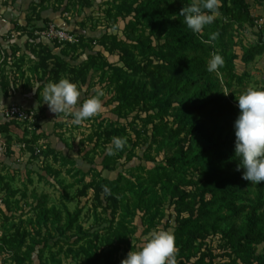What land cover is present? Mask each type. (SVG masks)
<instances>
[{
  "label": "trees",
  "instance_id": "1",
  "mask_svg": "<svg viewBox=\"0 0 264 264\" xmlns=\"http://www.w3.org/2000/svg\"><path fill=\"white\" fill-rule=\"evenodd\" d=\"M252 1L264 6V0ZM192 2L113 1L115 22L129 19L125 24L126 40L106 33L101 43L109 47L110 54L117 52L120 56L117 65H109V83L116 85V111L127 114L119 118L128 123H118L111 140L126 138L128 128H136L139 121L151 123L155 129L153 143L168 145L174 154L152 169L138 168L143 175L136 181L123 175L110 180L98 174L91 186L105 189L116 201L120 200L119 205L114 202V214L121 217L115 228L120 245L130 244L129 226H134L138 214L148 220L149 232L168 217L167 208H172L176 215V227L171 232L175 237L176 264H264V182L251 184L241 178L243 170L237 171L234 129L240 111L236 96L248 90L250 83L248 74L238 73L237 62L241 60L248 66L264 57V31L257 29L258 16L253 15L248 0H220V14L214 22L202 33L193 34L179 15ZM35 20H40V13L31 19ZM35 26L31 24L29 32ZM249 33L256 36L255 41L249 39ZM213 34H217L214 40ZM214 53L221 55L224 63L218 73H209L207 62ZM97 58L90 56L79 72L95 68ZM79 82L84 84L86 75L82 74ZM257 89L264 90V82ZM168 118L178 128L169 134L167 143ZM42 136L49 138L36 135L27 141L30 147ZM123 150L115 154L121 157ZM47 154L58 162L59 153L50 145ZM116 163L117 158L107 155L103 168L112 171ZM197 176L201 183L191 194L185 188L196 184ZM47 203V197L37 198L38 233L18 229L2 237V264H35L36 259L41 264L44 250L50 247L49 238H53L49 236L50 228L60 236L56 246L73 230L82 235L68 244L77 245L83 238L92 237L85 235L78 224L81 210L71 213L65 208L62 212ZM5 205L10 208V201L6 200ZM0 212L5 214L3 209ZM215 233L222 236L221 260L206 243ZM98 240L95 237L87 247L80 248L75 255L77 260L82 259L77 264H121L114 260L115 252L106 253ZM67 252L73 254L72 249ZM51 257L54 263L61 264L55 261L56 255Z\"/></svg>",
  "mask_w": 264,
  "mask_h": 264
},
{
  "label": "rangeland",
  "instance_id": "2",
  "mask_svg": "<svg viewBox=\"0 0 264 264\" xmlns=\"http://www.w3.org/2000/svg\"><path fill=\"white\" fill-rule=\"evenodd\" d=\"M114 0H42L40 4H33L31 7L33 17L42 13L45 2L48 7L63 10V15L68 13L72 19L81 17L85 13L84 23L88 25V29L94 32L93 35L84 36L73 31L64 30L54 23H46L41 27L32 29L28 36L30 37V48H44V43H50L41 39L37 33L45 30L49 25H53L76 37V42L72 44H57L62 51V59L58 63L57 75L60 79L69 78L70 82L75 83L78 88L83 85L88 89L89 94L93 90L94 95L102 93L100 99L103 103V110L83 123L77 125L72 122L71 117L61 116V123L57 124L58 135L63 142V146L59 153L58 162H55L53 156L47 154L49 143L47 138L42 137L40 141L33 147L27 148L30 153L29 162L22 164L11 172V169L0 168V209L5 210V214L0 212V245L4 235H13L18 229L33 231L38 233L36 224L38 211L35 209L37 198L47 197V206L55 207L62 212L67 208L71 213L81 210L82 214L78 224L82 227L85 235L92 237L83 238L77 245L74 243L77 237H81L78 231L69 232L62 242L56 246L59 234L53 229H49L50 247L44 250V258L42 263L56 264L52 261V255H56L55 261H61V264H77L76 253L82 246L87 247L88 243L99 237L98 243L100 247H105V252L114 251V260L121 263L127 258L131 251H139L150 234L154 231L165 230L173 232L176 227V215L172 208H167L168 217L165 220L157 222L156 226L149 230L147 219L143 218L140 213L135 218L134 226H129L130 236L129 245H120L118 236H116L115 228L121 217L114 214V202L120 204V200L110 194L109 191L101 189L98 186H91V182L97 178L98 174H102L104 178L115 180L123 175L133 181L137 177L143 175L138 168L152 169L164 163L166 157H172L174 151L168 145H158L153 143L154 125L139 121L136 128H128L129 134L125 138V150L120 157L114 154L113 158H117V163L112 171L104 170L103 161L107 156L106 150L111 144V134L113 129L119 128L118 123L127 124L128 122L119 118L121 114L116 111L118 103H116L117 94L115 92L116 85L109 83L112 70L109 65H117L120 56L117 52L110 54L109 47L102 45L101 39L106 34L117 35L121 40H126L125 24L128 20H119L115 22L114 16L117 14L113 4ZM251 4V11L254 16L264 15V6L248 0ZM111 15V16H110ZM36 27V26H35ZM32 28V27H31ZM251 41L256 40V36L249 33ZM20 49H15L18 53ZM86 51L89 54H86ZM238 53L242 55V51L238 49ZM86 54V55H85ZM5 51H0V65L5 61ZM90 56L98 57V63L95 68L90 71H83L82 66ZM71 60L70 64L64 60ZM39 61L44 62L52 58L46 52H40ZM16 61H20V57L16 56ZM82 61V62H81ZM81 62V63H79ZM74 63V64H73ZM120 66H122L120 64ZM237 69L240 75L246 73L249 75V88L257 89L264 82V57H258L252 64L246 66L241 60L237 62ZM86 75V82L80 81L81 75ZM89 82V83H88ZM88 83V86H87ZM86 98L85 100H87ZM85 100H82V104ZM131 119V117L129 118ZM166 142L168 143L169 134L173 133L177 128V124L173 119H167ZM130 122V121H129ZM157 123V122H156ZM130 141V142H128ZM120 158V159H119ZM129 158H132L130 162ZM196 184L185 188L187 192L195 194L201 179L199 176L195 178ZM11 193H15L14 197H10ZM11 203L10 208H6L5 201ZM42 238L45 236V230L42 232ZM209 248L215 251L218 259H223V242L220 233L211 235L206 241ZM63 247V252H59ZM72 249L73 254L67 252ZM114 249H118L115 251ZM263 252V247H260ZM69 257H68V256ZM4 255L0 252V264L3 262ZM39 261L36 259V263Z\"/></svg>",
  "mask_w": 264,
  "mask_h": 264
},
{
  "label": "crops",
  "instance_id": "3",
  "mask_svg": "<svg viewBox=\"0 0 264 264\" xmlns=\"http://www.w3.org/2000/svg\"><path fill=\"white\" fill-rule=\"evenodd\" d=\"M39 3L41 4L42 0H0V51L6 53L5 61L0 65L2 104L5 107L17 105L33 113V118L29 122H7L3 125L0 168H9L11 172L29 162L30 153L27 148L30 144L27 141L33 140L34 136L47 135L48 143L54 150L60 151L63 146L57 131V124L61 123V117L57 118L48 105L44 104L43 99L44 87L61 80L56 71L63 57L62 51L51 43H44L42 45L44 48L31 49L28 36L31 24L40 28L41 25L52 22L64 30L84 36L89 37L94 34L83 22L86 13L81 17L76 15L75 19L65 18L69 16L68 13L63 15V10L56 11L52 6L48 7L45 2L43 3L45 9L40 13V20L32 22L31 19L35 17L31 7ZM20 48L18 53L14 52L15 49ZM40 52H46L52 58L40 62L38 58ZM86 54L89 52L86 51ZM16 56L20 57V61H16ZM64 60L67 64L71 63L67 57ZM37 86L39 90H34ZM79 86L80 102L92 97L95 93L93 89L88 94L86 92L88 87ZM79 106L80 103L77 107Z\"/></svg>",
  "mask_w": 264,
  "mask_h": 264
},
{
  "label": "clouds",
  "instance_id": "4",
  "mask_svg": "<svg viewBox=\"0 0 264 264\" xmlns=\"http://www.w3.org/2000/svg\"><path fill=\"white\" fill-rule=\"evenodd\" d=\"M220 0H193L179 13L183 23L193 34H200L207 25L214 22L220 14ZM217 34H213L214 40ZM223 57L214 53L207 62L209 73H218L223 66ZM39 90V86L36 89ZM102 93L85 100L79 107L81 91L68 79L49 83L43 89L44 104L56 117H71L74 124L95 117L103 110L100 99ZM239 116L234 123L235 156L239 158L237 171L243 170L242 179L251 184L264 182V90L249 88L236 96ZM126 139L112 137L106 150L107 155H114L123 150ZM139 251H131L121 264H176L174 235L165 230L154 231Z\"/></svg>",
  "mask_w": 264,
  "mask_h": 264
},
{
  "label": "built area",
  "instance_id": "5",
  "mask_svg": "<svg viewBox=\"0 0 264 264\" xmlns=\"http://www.w3.org/2000/svg\"><path fill=\"white\" fill-rule=\"evenodd\" d=\"M256 27L257 29L264 31V15L258 16L256 19ZM37 35L50 43L57 44H72L76 42V37L71 33H68L62 29H59L56 26L49 25L48 28L38 32ZM33 118V113L27 109H24L20 106L13 105L9 107H5L2 104V94L0 90V144H2V132L1 127L4 123L7 122H29Z\"/></svg>",
  "mask_w": 264,
  "mask_h": 264
}]
</instances>
